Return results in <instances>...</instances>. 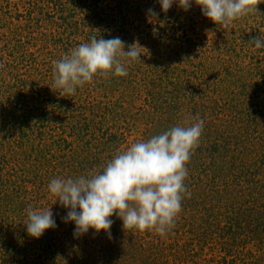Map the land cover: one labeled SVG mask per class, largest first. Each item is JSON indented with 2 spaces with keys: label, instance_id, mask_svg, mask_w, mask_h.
Wrapping results in <instances>:
<instances>
[{
  "label": "rangeland",
  "instance_id": "1",
  "mask_svg": "<svg viewBox=\"0 0 264 264\" xmlns=\"http://www.w3.org/2000/svg\"><path fill=\"white\" fill-rule=\"evenodd\" d=\"M256 7L226 30L194 0L166 13L158 0H0V264H264V48L250 43L264 41V0ZM93 36L138 44L140 61L53 91V61ZM198 119L166 235L124 229L115 214L110 237L73 235L52 179L87 176ZM29 205L50 207L57 227L28 235Z\"/></svg>",
  "mask_w": 264,
  "mask_h": 264
},
{
  "label": "clouds",
  "instance_id": "2",
  "mask_svg": "<svg viewBox=\"0 0 264 264\" xmlns=\"http://www.w3.org/2000/svg\"><path fill=\"white\" fill-rule=\"evenodd\" d=\"M161 11L167 12L177 3L184 11L192 7L193 0H158ZM261 0H194L201 13L224 29H230L233 20L257 10ZM155 18L159 13L149 8ZM257 49L264 41L253 37L250 41ZM120 37L103 39L93 36L53 61L51 89H61L71 95L77 86L90 82L93 76H126V64L140 61L142 48L136 43L127 45ZM204 121L188 127L175 126L150 139L132 143L117 153L99 171L77 178H54L48 184L55 202L68 209L62 221L74 223L75 237L93 229L104 230L110 237L114 214L122 220L124 229L154 230L163 236L174 226L181 211L182 193L187 191L184 180L188 175L186 163L192 150L198 146ZM190 196L191 194L188 193ZM54 202V203H55ZM26 232L40 238L45 230L57 227L51 208L27 209Z\"/></svg>",
  "mask_w": 264,
  "mask_h": 264
}]
</instances>
